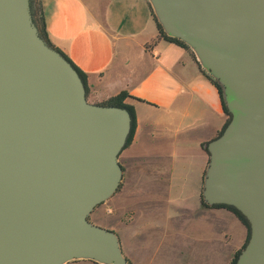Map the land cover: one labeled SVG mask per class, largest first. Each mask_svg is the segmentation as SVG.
I'll return each instance as SVG.
<instances>
[{"label":"water","instance_id":"1","mask_svg":"<svg viewBox=\"0 0 264 264\" xmlns=\"http://www.w3.org/2000/svg\"><path fill=\"white\" fill-rule=\"evenodd\" d=\"M145 1L221 87L230 120L206 145L202 198L247 218L235 264H264V0ZM33 2L0 0V264H129L88 217L120 187L130 112L87 101Z\"/></svg>","mask_w":264,"mask_h":264},{"label":"crops","instance_id":"2","mask_svg":"<svg viewBox=\"0 0 264 264\" xmlns=\"http://www.w3.org/2000/svg\"><path fill=\"white\" fill-rule=\"evenodd\" d=\"M32 11L42 15L49 43L83 73L88 102L129 95L124 103L133 107L136 126L119 155L120 187L104 202L115 214L103 220L117 231L126 259L230 264L246 228L229 210L200 201L204 147L227 115L190 53L156 39L145 0H36Z\"/></svg>","mask_w":264,"mask_h":264},{"label":"trees","instance_id":"3","mask_svg":"<svg viewBox=\"0 0 264 264\" xmlns=\"http://www.w3.org/2000/svg\"><path fill=\"white\" fill-rule=\"evenodd\" d=\"M152 16H153V19H154V22H155V25H156V28H157V31H158V35H157V38L156 39H163L167 42H170V43H173V44H176L180 47H182L183 49H185L186 51H188L190 53V55L192 56V58L194 59L195 61V58L193 56V54L189 51L187 45L185 43H183L182 41H180L179 39H176V38H171V37H168L162 30L161 26L157 23L153 13H152ZM36 21L39 25V28H40V31L42 33V36L46 39V41L48 42L49 45H51L47 39V35H46V31H45V25H44V21H43V17L41 14H39L37 17H36ZM154 41H152V43H148L145 45V48L146 49H149L152 45H153ZM52 46V45H51ZM53 47V46H52ZM56 49V48H55ZM58 50V49H57ZM59 51V50H58ZM62 53V52H61ZM63 54V53H62ZM64 55V54H63ZM65 56V55H64ZM66 57V56H65ZM67 58V57H66ZM68 59V58H67ZM69 60V59H68ZM70 61V60H69ZM71 62V61H70ZM196 62V61H195ZM71 64L74 66V68L80 73L84 83H85V77L83 75V73L71 62ZM197 64V63H196ZM198 65V64H197ZM199 67V65H198ZM200 68V67H199ZM203 72V71H202ZM204 73V72H203ZM205 74V73H204ZM206 77H208L206 75ZM208 79L211 81V83L216 87L218 93H219V97H220V101H221V104H222V107H223V110H224V113L227 115V120H226V123L224 125V127L222 128V130L219 132V134L224 130V128L226 127V125L228 124L229 120H230V114L228 112V110L226 109L225 105H224V101H223V98H222V90H221V87L219 85V83L217 81H215L214 79L208 77ZM128 93L126 91H122L120 92L119 94L115 95V96H112L110 98H108L107 100L103 101L101 104H106V105H112V106H118V107H124L126 109H128V111L130 112V115H131V130H130V134L128 136V139H127V142H126V145L124 147V149L130 144L131 140H132V137H133V133H134V129H135V126H136V119H135V113H134V109L132 106L130 105H127L124 103V100L128 97ZM218 134V135H219ZM208 143V142H207ZM206 143V145H207ZM206 145L204 147V151L207 153V149H206ZM205 172V171H204ZM203 177H204V174H203ZM202 186H203V183H202ZM200 201H201V204L203 206H210V205H206L203 201V198H202V189H201V192H200ZM211 207H221V208H225L227 210H229L230 212H232L239 220L240 222L244 225V227L246 228V231H247V234H246V239L244 241V244L242 245V247L236 251V253L234 254V257L231 261L230 264H235L236 263V260H237V257L241 251V249L246 245L248 239H249V235H250V225H249V222L247 220V218L239 211L237 210L235 207L233 206H230V205H222V204H215V205H211ZM128 263L130 264L129 260L127 259Z\"/></svg>","mask_w":264,"mask_h":264},{"label":"rangeland","instance_id":"4","mask_svg":"<svg viewBox=\"0 0 264 264\" xmlns=\"http://www.w3.org/2000/svg\"><path fill=\"white\" fill-rule=\"evenodd\" d=\"M115 213L112 211V208L107 203H102L98 207L94 209V211L90 214V222L93 224L103 227L105 229H108L107 226L104 224V219L108 220L110 219ZM111 230V229H110ZM114 231V230H113ZM117 236V231H114ZM119 237V236H118Z\"/></svg>","mask_w":264,"mask_h":264},{"label":"flooded vegetation","instance_id":"5","mask_svg":"<svg viewBox=\"0 0 264 264\" xmlns=\"http://www.w3.org/2000/svg\"><path fill=\"white\" fill-rule=\"evenodd\" d=\"M88 220L91 221V220H90V216L88 217Z\"/></svg>","mask_w":264,"mask_h":264}]
</instances>
